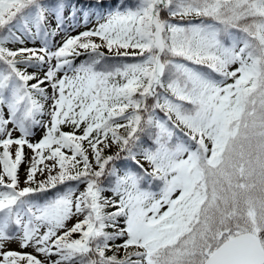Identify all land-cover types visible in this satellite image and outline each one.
Masks as SVG:
<instances>
[{
	"label": "snow or ice",
	"instance_id": "6c2138e0",
	"mask_svg": "<svg viewBox=\"0 0 264 264\" xmlns=\"http://www.w3.org/2000/svg\"><path fill=\"white\" fill-rule=\"evenodd\" d=\"M0 264H264V0H0Z\"/></svg>",
	"mask_w": 264,
	"mask_h": 264
}]
</instances>
